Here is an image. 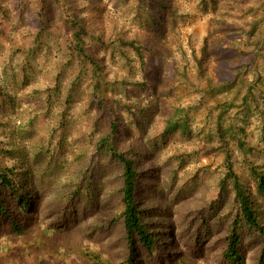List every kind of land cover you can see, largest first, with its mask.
<instances>
[{
	"label": "trees",
	"instance_id": "trees-1",
	"mask_svg": "<svg viewBox=\"0 0 264 264\" xmlns=\"http://www.w3.org/2000/svg\"><path fill=\"white\" fill-rule=\"evenodd\" d=\"M202 1L204 5L214 4L213 0ZM241 1L243 5L233 4L236 11L241 13V18L240 23L233 24L232 28L238 30L247 42L239 41L236 50L242 54L251 51L253 59L251 64L239 66L233 81L215 84L212 77L207 76V37L202 40L203 46L198 49L191 46L190 49L197 75L206 82V89L216 96L214 112H207L210 118L214 117L212 131L199 140L191 130L187 107L179 104V98L163 106L166 112L158 121V103L155 99H148L143 104L140 94L132 90L136 97V101H133V96L124 93L127 80L108 78L107 75L110 62H124L130 72L144 65L147 53L157 51L164 42L163 34L167 26L171 29L176 26L180 18L178 0L37 1L38 27L35 32H30L28 42L22 45L24 48L19 47L26 53L30 73L33 74L35 70L29 64V59L37 61L42 51L50 53L51 38L56 32L65 39L66 61L63 70L59 67L42 73V78L49 81L42 87V80L39 82L31 77L32 74H25L24 65L16 66L14 54L7 55L11 62L10 71L3 72L7 80L12 82L17 74H21L25 86L32 79L36 82L33 103L28 108H22L29 114L27 119L23 121V118H17L20 121L17 122L18 127H22L20 138L23 141L0 142V155L4 159L9 157L16 160L7 164L0 159V229L7 225L15 234V241L10 242L6 249L9 255H16L18 262H25L24 257H20L12 247L19 246L21 237L28 244L26 227L35 209L39 190L35 178L36 167L28 164L30 155L27 149L33 147L32 135H38V141H53L57 149L69 152V156L75 159L80 154L73 149L74 143L78 142L74 141L76 136L73 142L68 140L66 131L73 123V108L79 107L81 115L87 120L88 131L81 140L93 138V141L91 154L90 150L85 149L82 156L83 161L88 163L82 171V180L63 186V196L69 201V216L72 219L82 213L85 199L94 198L91 193L103 185L98 176L99 167L86 171L94 159L102 158L111 167L117 168V171H113V178H116L115 193L120 201L117 220L124 231L126 264H143L144 259L154 262L155 256L160 260L168 258L173 264L184 261L188 254L179 248L178 237L185 241L188 237L187 245L191 243L189 254H194L195 250L201 253L199 249L204 248L203 243L213 241L209 251L224 264H245L244 243L249 240L257 245L254 264H264V162H249L247 157L254 155L258 148L249 143L246 136V127L251 118L260 115L259 105L264 107V0ZM110 5L124 10L128 15L133 14L132 26L135 24V28L129 27L127 31L118 21H114ZM11 22L9 3L0 0V29ZM179 55V60H173L177 65L176 71L186 78L185 66L179 65L187 60V55L182 50ZM259 61L262 62L261 67H258ZM249 75H252L251 80L248 79ZM130 84L137 90L146 88L144 83ZM4 85L0 84L1 126L8 123L5 118L7 107L13 106L12 101H16V91L10 95L6 90H1ZM11 86L14 89L13 84ZM165 91L156 86L150 96L167 98L169 94H165ZM198 142L209 144L212 151L223 157L224 174L219 180L215 179L213 191L207 195L205 204L196 206L189 216L185 215L177 222L175 203L182 193L203 182L197 172L200 175L207 172L201 168L193 173L187 171L181 178L179 190H172L171 201L153 179H157L160 170L171 162L173 165L168 172L173 175L171 181L176 184L178 169H185L189 162L197 158ZM2 145L5 146L1 148ZM14 149L20 153L13 154ZM40 150L32 155L35 158L36 155H44L51 162L53 152ZM234 150L243 156V162L249 163L248 179H241L234 171ZM66 189L69 190L68 194ZM146 192L151 197L145 204L142 198ZM179 224L180 230L177 228Z\"/></svg>",
	"mask_w": 264,
	"mask_h": 264
},
{
	"label": "rangeland",
	"instance_id": "rangeland-1",
	"mask_svg": "<svg viewBox=\"0 0 264 264\" xmlns=\"http://www.w3.org/2000/svg\"><path fill=\"white\" fill-rule=\"evenodd\" d=\"M5 1L9 3L12 22L2 25V29H0V84H6L1 90H6L10 95L16 91V101L11 100L13 106L6 109L5 118H7L8 123L5 126L0 125V142L3 144L23 141L20 138L23 133L22 127H18L17 122L20 121L17 118H23V121L27 119L29 114L22 111V108H28L33 103V89L36 84L32 79L30 84L25 86V82L23 83L21 80V74H17L12 82L7 80L3 74L4 70L10 71L11 62L7 55L14 54L16 66L24 65L25 74L30 76L32 74L30 73L31 67L27 66L26 53L22 52V48L19 47H23L22 45L28 42L30 32H35L38 27L36 19L38 0ZM178 2L180 18L174 29L167 26L163 34L165 43L163 42L162 45L158 46V52L150 51L147 53L144 65L137 67L134 72H130L131 70L124 65V62L115 64L110 62L107 65L110 70L107 75L108 78L127 80V85L124 86V93L127 96H133L132 90H135L140 94L143 104L148 99H155L158 103V121L160 116L165 115L166 108L163 106L171 104L173 101L176 102V98H179V104L187 107L191 120V130L194 136H198L199 140L212 131L211 126L214 124V117L210 118L207 112H211V110L214 112L216 96H214L215 94L212 95L209 89H206V82L197 75L194 62L191 61V46L198 49L204 45L202 43L203 38H208L206 42L209 58L207 76H211L215 84L233 81L235 72L241 64L252 63L253 53L248 51L242 54L236 50V44L239 41L247 42L238 30L232 28L233 24L240 23L241 13L236 11L235 5L236 3L243 5L241 0H213V5H204L202 0H178ZM109 9L113 13V20L118 21L125 30L129 31L128 28L133 26L135 28V24L132 26L133 14L128 15L123 12L124 10L115 9L113 5H110ZM64 40L61 33L56 32L55 36L51 38L52 50L50 53L47 54L42 51L39 60L29 59V64L33 65L35 70L31 77H35L39 82L42 80L41 86L49 82L41 76L45 70L53 71L65 65L66 43ZM243 48L246 47L243 46ZM180 50L186 52L187 55V60L180 62L182 64L179 65V67L185 66L186 78H182L176 71L177 65L173 61L180 59ZM259 65L262 66L261 61L258 62V67ZM65 72L67 73V70ZM248 79L251 80L252 75H249ZM130 82L144 83L146 88L142 91L137 90ZM11 84H13L14 89ZM156 86L161 87V89L164 88L165 94H169V96L167 98L160 97V95L159 97L150 96L152 89ZM245 86L244 79V88ZM132 100L136 101V97ZM258 111L260 115L251 118L246 127L247 141L257 146L258 151L247 159L249 162L254 161L256 164H261L264 162V107L259 105ZM21 112L24 113L20 115ZM121 112L126 116L124 111ZM71 115L74 119L67 128L66 137L73 142L76 136L74 141L78 143H74L76 145L73 149H77L80 154L76 155L75 159L69 156V152L65 153V151L57 149L53 141H38V135L36 136L34 133L32 135L31 144L33 147L27 149L30 155L28 164H34L36 167L35 178L39 190L35 209L31 214L30 223L26 227L27 235L25 236L29 239L28 244L21 237L19 246L12 247V250L17 252L20 257H24L25 262H18L17 256L9 255L10 252L6 250L7 247L9 248L10 242L15 241V234L7 228V225H4V228L0 229V264H126L127 250L124 231L120 221L117 220L120 212V201L115 193L116 178H113V171H117V168L111 167L102 158L94 159L86 171L99 167L98 176L103 185L98 186L91 193L94 198L85 199L82 204L84 209L78 217L75 216L72 219L69 216L70 206L69 201H66L63 196L65 191L63 186L72 184L73 181L76 183L82 180V171L88 165L83 161L82 156L85 154V149L90 150L93 141V138L81 140V137L88 131L87 120L84 115H81L79 107H74ZM4 146L2 145L1 148ZM40 149L53 152L51 162L44 155H36L37 158L32 155L33 152H40ZM196 149L198 151L197 158L189 162L185 169H178L176 184H173L171 181L173 175L168 172L169 167L173 165L170 164L171 162H168L170 165L167 164V167L160 170L157 179H153L165 190L166 198L171 201L173 198L172 190H179L182 186L181 178L187 171L193 173L201 168L208 173L200 175L197 172L198 176L201 177L199 179H203V182L201 181L193 189L186 190L180 196L179 201L175 203L174 210L177 213L175 220L177 222L179 218L185 215L189 216L196 206L205 204L207 195L213 191L215 179L219 180L224 174L223 157L218 152L212 151L207 143H199ZM67 150L70 151L69 147ZM163 152L169 154L167 150ZM14 153L19 154L20 152L18 149H14ZM160 157L162 160L165 159L163 155ZM0 159L5 160L4 163L7 164L16 161L9 157L4 159L1 155ZM242 159L243 156L234 150L232 158L234 171L241 179H248L247 168L249 163L243 162ZM68 192L69 190L66 189V194ZM150 197L151 194L144 193L142 199L145 204L149 202ZM177 228L180 230V224ZM187 239L188 237L185 241L178 237L179 248L186 252L188 257L184 261H177L175 264H224L219 257L212 255L209 251V246L213 244V241L204 242V248L199 249L201 253L195 250L194 254H189L188 250L191 248L189 247L191 243L187 245ZM203 249L204 251H202ZM256 249L257 245L249 240L245 241V264H254ZM5 252L7 255H4ZM155 258L154 262L150 261L151 263L144 259L143 264H173L172 260L168 258L167 260H160L157 256Z\"/></svg>",
	"mask_w": 264,
	"mask_h": 264
}]
</instances>
